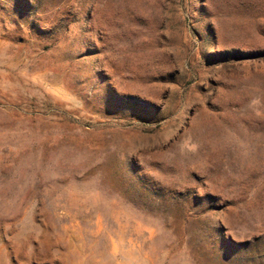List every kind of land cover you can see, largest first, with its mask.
I'll list each match as a JSON object with an SVG mask.
<instances>
[{
  "label": "rangeland",
  "instance_id": "374dc122",
  "mask_svg": "<svg viewBox=\"0 0 264 264\" xmlns=\"http://www.w3.org/2000/svg\"><path fill=\"white\" fill-rule=\"evenodd\" d=\"M0 264H264V0H0Z\"/></svg>",
  "mask_w": 264,
  "mask_h": 264
}]
</instances>
